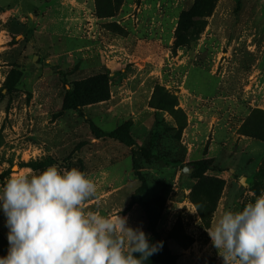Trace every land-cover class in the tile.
<instances>
[{"label":"rangeland","instance_id":"rangeland-1","mask_svg":"<svg viewBox=\"0 0 264 264\" xmlns=\"http://www.w3.org/2000/svg\"><path fill=\"white\" fill-rule=\"evenodd\" d=\"M87 2L0 0V186L33 163L79 168L97 189L86 211L150 240L145 204L161 200L177 264H223L206 229L264 192V0H125L104 18ZM98 74L109 99L64 112L67 89ZM8 231L0 209V257Z\"/></svg>","mask_w":264,"mask_h":264},{"label":"clouds","instance_id":"clouds-1","mask_svg":"<svg viewBox=\"0 0 264 264\" xmlns=\"http://www.w3.org/2000/svg\"><path fill=\"white\" fill-rule=\"evenodd\" d=\"M96 191L76 167L12 174L0 186L9 230L0 264H144L162 242L151 244L127 217L86 211ZM206 231L223 264H264V192L242 210L223 211Z\"/></svg>","mask_w":264,"mask_h":264},{"label":"trees","instance_id":"trees-1","mask_svg":"<svg viewBox=\"0 0 264 264\" xmlns=\"http://www.w3.org/2000/svg\"><path fill=\"white\" fill-rule=\"evenodd\" d=\"M124 1L125 0H96L98 15L101 18L112 17L113 15L111 13L105 12L103 4L110 5L116 2L118 3V5H122ZM108 82V76L106 74H98L88 78L87 80L75 82L74 84H72L71 88L67 89L66 91L62 110L64 112L76 111L83 115V110L86 107L107 101L109 99ZM8 93H10V90H8ZM174 107L175 106L173 105H169V102L164 101L161 105L158 106V109L171 111L174 109ZM89 124L91 130L97 138L114 139L131 148L136 146L134 137L129 133L127 129H120L111 133H101L97 131V128L92 122H90ZM133 163L134 170L138 172L139 165L138 159L136 157H134ZM45 164L48 167L51 165L58 166L57 162L51 160L47 161ZM39 165L40 164L38 163L32 164L33 170L37 173L39 172ZM141 180L143 182V187L140 191V195H145L147 188L146 182L142 178ZM155 203L145 204V210L149 222V231L151 233L149 242L151 244H158L159 242H162V247L158 252L151 255L148 260L144 262V264H177V258L175 255H173L168 245L169 238H165L163 234L157 231V220L161 216L163 206L160 200L159 205L157 206V210H155Z\"/></svg>","mask_w":264,"mask_h":264},{"label":"crops","instance_id":"crops-1","mask_svg":"<svg viewBox=\"0 0 264 264\" xmlns=\"http://www.w3.org/2000/svg\"><path fill=\"white\" fill-rule=\"evenodd\" d=\"M87 1L88 0H61V4L63 5V9H67L68 11L71 10V12H76V14L78 11V13L80 14L82 12V9L87 6ZM92 1L94 0H91V2Z\"/></svg>","mask_w":264,"mask_h":264},{"label":"water","instance_id":"water-1","mask_svg":"<svg viewBox=\"0 0 264 264\" xmlns=\"http://www.w3.org/2000/svg\"><path fill=\"white\" fill-rule=\"evenodd\" d=\"M185 172H187V173H190V172H192L191 170H186ZM242 184L244 185L245 183H243V181H242Z\"/></svg>","mask_w":264,"mask_h":264}]
</instances>
